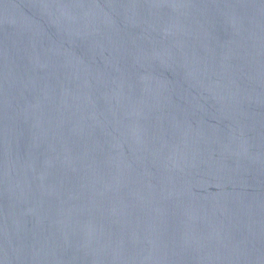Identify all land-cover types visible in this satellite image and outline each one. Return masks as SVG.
<instances>
[{"label":"water","instance_id":"1","mask_svg":"<svg viewBox=\"0 0 264 264\" xmlns=\"http://www.w3.org/2000/svg\"><path fill=\"white\" fill-rule=\"evenodd\" d=\"M0 264H264V0H0Z\"/></svg>","mask_w":264,"mask_h":264}]
</instances>
